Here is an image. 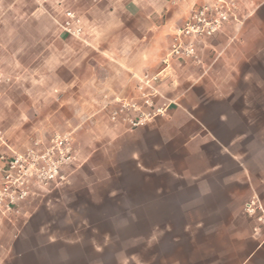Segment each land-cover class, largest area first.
<instances>
[{
    "label": "crops",
    "instance_id": "1",
    "mask_svg": "<svg viewBox=\"0 0 264 264\" xmlns=\"http://www.w3.org/2000/svg\"><path fill=\"white\" fill-rule=\"evenodd\" d=\"M216 1H235L241 23L201 41L199 62L177 59L165 69L174 34L194 9ZM67 12L81 20L79 38L61 28ZM26 15L48 22L34 44L41 72L33 67L29 79L57 82L50 95L77 99L67 120L81 142L77 164L90 162L97 175L95 163L104 160L136 209L163 213L149 219L155 228L138 239L149 253L140 264H264V229L255 235L243 213L253 197L264 204V0H46ZM238 33L243 40L231 43ZM160 72L166 115L132 131L112 122L118 100L136 99L144 75ZM51 135L24 149L7 142L0 155L46 145ZM41 195L35 190L0 217V264H45L39 235L17 248L24 241L18 227Z\"/></svg>",
    "mask_w": 264,
    "mask_h": 264
},
{
    "label": "rangeland",
    "instance_id": "2",
    "mask_svg": "<svg viewBox=\"0 0 264 264\" xmlns=\"http://www.w3.org/2000/svg\"><path fill=\"white\" fill-rule=\"evenodd\" d=\"M17 1L14 15L10 4L15 1L0 0V133L24 149L33 138L68 129L78 154V133L67 124L77 99L50 95L47 90L56 89L57 82L29 79L33 67L41 72L37 64L42 52L34 44L48 22L45 18L33 22L26 14L42 10L46 1ZM35 22L37 35L32 31ZM234 36L231 43L243 40L241 33ZM89 163L78 162L62 185L30 203L18 227L17 239L24 240L18 250L30 236L39 235L45 264H122L116 257L121 251L129 264H140L149 253L144 252L148 243L138 239L148 237L155 228L149 219L163 213L136 209L131 197L121 192L122 178L111 176L104 160L95 163L97 175Z\"/></svg>",
    "mask_w": 264,
    "mask_h": 264
},
{
    "label": "built area",
    "instance_id": "3",
    "mask_svg": "<svg viewBox=\"0 0 264 264\" xmlns=\"http://www.w3.org/2000/svg\"><path fill=\"white\" fill-rule=\"evenodd\" d=\"M238 12L235 1H216L194 9L173 36L170 50L162 60L165 69L177 59L199 62L198 44L221 33L227 23L240 24ZM66 16L62 30L79 38L82 33L80 18L74 12H67ZM161 80L162 72L144 75L137 87L136 99L118 100V106L110 113V120L132 131L164 117L170 104L159 102L161 95L158 85ZM0 145H8L1 133ZM77 158L73 132H56L46 145L37 142L24 152L1 154L0 217L13 213L35 190L49 192L53 187L62 185L67 179L65 169L75 166ZM243 213L254 221V234H260L264 229V204L260 199L253 197L245 205Z\"/></svg>",
    "mask_w": 264,
    "mask_h": 264
}]
</instances>
